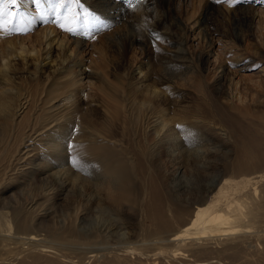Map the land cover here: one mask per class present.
I'll return each instance as SVG.
<instances>
[{"label": "bare ground", "instance_id": "obj_1", "mask_svg": "<svg viewBox=\"0 0 264 264\" xmlns=\"http://www.w3.org/2000/svg\"><path fill=\"white\" fill-rule=\"evenodd\" d=\"M142 1L132 0L130 4L129 0H80L79 5H72V12L61 10V15L69 17L68 22H57L54 17L48 16L46 20H36L28 26L30 29L40 24L30 43L24 40L26 31H0V264H14L11 263L14 257L19 259L17 264H48V256L61 257L58 259L59 264H72L67 250L79 249L80 243L63 235L60 238L47 234L44 224L55 200L69 186L92 184L100 174L108 177L105 181L106 194L114 206L136 202L141 214L144 196L148 192L147 186H144L148 178L144 180L146 182H139L140 187L133 195L122 193V183L126 180L122 175L118 176L122 165L114 158V154L122 155L120 157L125 158L131 168L136 167L141 180L145 171L146 151L142 144L135 146V143H139L136 136H142L145 148L156 150L154 157L161 154L169 156L175 166L172 179L183 177L188 166L186 159L190 157L199 158L200 166L208 169L209 166L204 164L206 159H200L201 155L204 157L208 153L205 140L195 137L197 148H192L194 144L184 139L188 135L199 134L197 121L187 120L189 117L179 114V117L177 114H173V117L169 115L170 110L160 97L161 91L157 93L155 88H147V80L151 77L148 69L142 70L139 65L135 66L138 77L132 93L125 88L129 83L130 72L116 75V83L106 71L98 72L109 90H104L103 85L94 90L82 86V79L89 74V65L81 57L89 46L87 34L81 27V22L88 18H85V12H99L108 23H112L121 20L125 11L134 10ZM192 1L200 3L203 0ZM28 3H31L30 0ZM28 3L22 5V10L35 14L36 9L29 8ZM82 4L92 9L81 10ZM169 4L172 5L170 8L176 9L173 0ZM73 16L75 19H72ZM59 23H65V28L73 27L76 31H66ZM186 24H183L185 39L181 45L187 42L191 34L193 37L199 36V32L194 33L198 20L191 17ZM134 40L131 38L130 42ZM52 50L58 52V61L52 58ZM41 62L53 63L56 67L53 66L52 73H47L48 66L45 65L47 68L44 69ZM73 67L76 68L75 74ZM183 68L182 73L186 77L181 76L179 79L186 81L194 70L190 65ZM10 71H25L27 75L14 78L9 74ZM42 75L46 82L39 80ZM94 91L106 94L113 101L110 113L108 101L100 99L95 102V106H103L102 110L108 115L109 122L104 124L107 126L98 125L93 118L94 112L88 108L91 117L87 118L79 106L77 98L93 101ZM127 117L135 120L134 126L126 125ZM117 125L124 129L118 138L114 132ZM203 128L207 129L206 126ZM152 134L154 142L148 139ZM70 144L72 149L69 148ZM254 155H263L264 159L263 137L253 141L250 139L249 148L238 150L237 158L231 163L241 168L246 163L245 158ZM148 164L152 165L151 162ZM211 177L205 188L191 197L190 201L189 197L186 200V217L170 229V234L166 232L156 238L159 240L157 243L169 246L173 258H182L184 252L197 248L206 250L208 247L205 245L210 243L231 251V248L243 246L249 236L258 231L256 223L261 221L260 218L257 219L253 213L254 207L246 205L240 197L256 194L255 186L252 189L247 186L264 178V169L249 177L236 178L228 172L218 175L219 178L215 175ZM135 178L138 179V176ZM16 185H22L23 189L29 188L25 197L3 200L1 195ZM159 187L153 186L149 190L153 200L152 209L160 207L162 194ZM39 199L43 202H39ZM171 205L167 203L168 212L171 211ZM163 215H154L161 225L167 224ZM74 217L78 223L77 215ZM66 230L76 231L77 226L69 224ZM68 237L74 235L69 234ZM130 243L122 247L124 254L120 255L124 260L130 251L139 249L137 243ZM94 251L96 249L88 250L87 253H91L88 257L94 258Z\"/></svg>", "mask_w": 264, "mask_h": 264}, {"label": "rangeland", "instance_id": "obj_2", "mask_svg": "<svg viewBox=\"0 0 264 264\" xmlns=\"http://www.w3.org/2000/svg\"><path fill=\"white\" fill-rule=\"evenodd\" d=\"M169 1L143 0L134 10L125 11L121 20L112 23L95 11L104 20L103 27H97L90 16L87 21L81 22L89 44L86 53L81 55L84 63L89 65V74L82 79V86L94 90L103 85L104 90H109L98 72L106 71L114 83L117 82L116 75L130 72L125 88L132 93L138 77L135 66L148 69L151 77L147 80V88H155L157 93L161 91L159 94L170 110L169 115L173 117V114H177V117L197 121L201 135H188L184 139L194 144L192 148H197L195 137L205 140L208 157L201 155L200 159H206L204 164L209 167L205 170L200 166L199 158L186 157L188 166L183 177L172 179L175 166L169 156L161 154L154 157L156 150L145 148L142 136H136L139 143L134 142L135 146L142 144L146 151V172L142 175L146 177L139 180L136 167L131 168L127 160L120 157L122 155L114 154L122 165L118 176L122 175L126 180L122 183V193L133 195L140 187L139 182L147 181L144 183L148 188L147 194L151 187L160 186V207L152 209L150 194V197L147 194L144 196L141 214L136 202L114 206L106 194L105 181L108 177L103 174L98 175L92 184L69 186L55 200L44 225L47 234L60 238L63 235L80 243L79 249L67 250L72 264H264V178L252 186L248 184L250 189L256 187V194L240 197L246 205L254 207L253 213L261 221L256 223V234L249 236L243 246L231 248L237 250H222L221 245L210 243L205 245L208 247L206 250L197 248L184 252L182 258H173L169 246L157 243L159 240L156 238L166 232L170 234V229L186 217V200L189 197L190 201L205 188L212 175L219 178L218 175L228 172L236 178L249 177L264 169L263 155L248 156L241 168L231 163L237 158L238 150L249 148L250 139H264V0H203L200 3L173 0L176 9L169 7H172ZM82 5L81 10L92 9L89 5ZM28 7L36 9L32 3H28ZM191 17L198 20L194 33L199 32V36L193 37L191 34L187 42L181 45L185 39L183 24ZM38 26L24 33L26 42H32ZM131 38L136 40L130 42ZM51 55L56 61L59 60L56 50H52ZM51 64L41 62L44 69L48 66L47 73H52L56 67ZM186 65L192 66L194 73L183 81L179 78L186 77L182 73ZM72 71L75 74L76 68L73 67ZM9 74L14 78L27 75L25 71H10ZM39 80L46 82L44 75ZM94 93L93 101L77 98L79 106L87 118L90 119V112L93 111L96 123L107 126L104 124L109 122L108 115L102 110L103 106H95V102L100 99L108 101L110 113L113 101L102 92ZM126 125L134 126L135 120L127 117ZM205 126L207 129L203 128ZM215 127L219 129L214 130ZM81 129L86 131L83 127ZM114 132L118 138L124 129L117 125ZM148 139L154 142L155 137L152 134ZM27 189L16 185L1 198L5 201L24 198ZM166 202L173 205L170 212L167 211ZM158 213L164 214L167 224L161 225L154 219ZM69 224L76 225L77 230H66ZM69 234L74 237H68ZM130 242L137 243L139 249L130 251L124 260L120 255L124 254L122 247L129 246ZM91 249H96L94 258L88 257L91 253L87 251ZM48 257V264H59L58 259H62L58 256ZM16 258L11 263L17 264L19 259Z\"/></svg>", "mask_w": 264, "mask_h": 264}, {"label": "snow or ice", "instance_id": "obj_3", "mask_svg": "<svg viewBox=\"0 0 264 264\" xmlns=\"http://www.w3.org/2000/svg\"><path fill=\"white\" fill-rule=\"evenodd\" d=\"M28 2L29 0H0V31L25 32L36 20L43 21L48 16L54 17L57 22H68L69 17L61 15V10L72 12V5L80 4V0H30L36 7V13L31 14L22 10V5ZM129 3L131 4L132 0H129ZM88 16H91L97 27L104 26V20L99 14L85 12V18ZM72 19H75V16ZM59 26L69 32L76 31L73 27L65 28V23H59ZM72 147L70 144L69 148Z\"/></svg>", "mask_w": 264, "mask_h": 264}]
</instances>
